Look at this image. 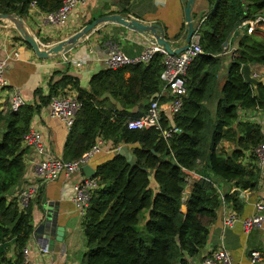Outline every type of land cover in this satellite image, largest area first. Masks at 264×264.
<instances>
[{
    "label": "trees",
    "instance_id": "16d2710c",
    "mask_svg": "<svg viewBox=\"0 0 264 264\" xmlns=\"http://www.w3.org/2000/svg\"><path fill=\"white\" fill-rule=\"evenodd\" d=\"M118 1L123 6L130 0ZM206 1L211 9L197 26L201 51L186 66L180 107L170 117L161 115L162 126L178 130L167 139L151 127L126 126L127 120L144 113L150 100L168 99L161 92L163 57L158 52L146 63L102 68L89 77L86 87L63 73L48 81L45 95L34 90L39 104L0 110V264L23 262L21 250L32 226L31 201L20 208L15 197L24 156L31 153L22 144V135L39 105L48 106L52 96L75 92L80 103L62 160L79 157L98 138L110 150L127 145L135 159L129 163L112 154L95 166L92 177L97 187L81 221L85 239L81 264H193L222 205L218 183L228 184L230 190L221 197L233 211L241 206L240 191L255 192L258 170L252 151L264 131L254 116H239L243 110L264 111V83L252 85L239 70L241 65H248L251 72L255 66L264 67V0ZM31 4L48 12L60 0H0V12L25 17ZM118 13L127 15L124 9ZM246 20L254 21L249 33L246 24L241 26ZM220 71L222 83L214 92ZM213 97L211 110L206 103ZM223 141L233 147L223 150ZM188 172L196 175L190 181ZM38 192L36 188L35 199ZM10 245L12 258L6 255ZM261 254L264 259V250Z\"/></svg>",
    "mask_w": 264,
    "mask_h": 264
},
{
    "label": "crops",
    "instance_id": "0c3cea01",
    "mask_svg": "<svg viewBox=\"0 0 264 264\" xmlns=\"http://www.w3.org/2000/svg\"><path fill=\"white\" fill-rule=\"evenodd\" d=\"M184 2L185 0H130L127 5L122 6L118 0H85L83 5L74 8L66 24L61 27L47 23L44 20V12L34 5L29 6L23 18L34 31L37 40L46 45L51 40H57L59 36L65 37L77 30L90 15L96 17L124 9L129 16L159 25L167 41L172 46H177L180 43L184 29ZM210 9L211 6L206 0H193L191 17L194 26L199 19L203 20ZM201 12V17L198 18ZM147 43L142 36L133 31L119 25L104 24L101 28L89 32L77 46L64 55V58L38 59L30 48L18 38L14 30L0 27V56L9 58L4 71L8 85L5 88H0V110L5 109L11 88L18 89L27 104H39L37 96L34 95V90L38 89L42 95H45L49 80H56L64 73L76 77L79 85L86 87L89 77L103 68L101 58L111 47H117L128 56H135L141 51L142 45ZM232 48H228L223 56H227ZM14 52L17 54L16 58L12 56ZM74 62H79V64L76 65ZM260 68L264 69V67ZM260 76L264 77V72ZM222 77L223 72L220 71L215 82L214 92L219 90ZM161 90H163V87ZM161 92L166 98L167 95L164 91ZM214 98L207 103L204 102L211 110L213 109ZM168 101L169 98L167 101L160 103L162 111L165 110ZM47 113L48 106L39 105L29 125L34 126L41 132L46 151L54 157L62 158L68 131L61 121L50 118ZM252 116L261 119L264 125V111L243 110L240 112L239 117L250 119ZM122 145L126 146L127 151L130 153L125 144H119L117 147ZM232 145L229 141L221 143L223 150L231 149ZM113 150H110L105 141H102L100 150L94 153L87 163L95 169L96 165L112 156ZM24 165V174L18 187L32 185L37 186L39 189L38 197L35 199V196H33L30 200L32 231L26 242L28 246L27 259L38 262V264H81L80 257L85 250V239L81 226L83 217L76 214L68 196L70 192L69 185L84 176L83 172L68 176L60 175L54 180L40 183L36 174V159L32 152L25 154ZM188 175V181L196 176L193 172H188ZM218 185L220 196L225 191L230 190L228 184L219 182ZM189 188L190 183L184 189L185 194ZM253 196L254 192L248 190L239 192L238 198L241 206L239 210H234L239 218L250 213ZM228 208L230 207L226 205L225 209H222V206L218 208L215 220L209 225L206 242L198 254L192 258V263L201 264L202 256L210 248L223 246L229 253L231 261L235 264H264L263 257H261L262 260L256 263H251L248 258L250 250H257L260 256L262 255L261 252L264 250V220L260 228H254L244 234L239 222H235L231 227L222 226L221 218ZM44 209L51 210L53 217L56 218V225L63 227V235L61 242L53 241L51 249L47 253H40L36 236L41 230L40 222ZM35 228L38 232L34 231ZM52 237L53 234L49 236V238ZM6 255L7 257H13L12 245H10Z\"/></svg>",
    "mask_w": 264,
    "mask_h": 264
},
{
    "label": "built area",
    "instance_id": "2783aa9c",
    "mask_svg": "<svg viewBox=\"0 0 264 264\" xmlns=\"http://www.w3.org/2000/svg\"><path fill=\"white\" fill-rule=\"evenodd\" d=\"M84 2L85 0H60V4L55 10L44 12V20L56 27L64 26L74 11V8L78 5H83ZM201 20L202 19H199L194 26L188 48L178 54L169 55L161 47L152 43H147L142 45L141 51L135 56H128L117 47H111L107 50L105 55L102 56L101 63L103 68H116L122 65H130L138 62L146 63L155 52L162 54V69L159 73V78L163 83L162 91H164L169 98L166 108L162 111L161 104L158 102L157 98L150 100L141 116L126 121L127 128L151 127L157 130L163 139H167L171 133L177 131V128L173 125L167 127L162 126L161 115L163 112L167 117H170L180 107L181 96L185 93L184 74L186 66L188 62L201 51L200 45L198 44L197 34V26ZM253 23V20H246L241 22V26L246 24V32L249 33L252 29ZM12 56L16 58L17 54L14 52ZM8 61L9 58L7 56H0V88H5L8 85L4 75ZM74 64L77 65L79 62H74ZM250 76L256 79L259 78V76L253 72H250ZM25 103V99L22 97L19 90L11 88L8 93V100L5 109L14 111ZM79 106L80 103L75 97V92H69L64 96L56 95L52 96L49 100L47 114L50 118H56L61 121L65 129L68 131L74 121ZM252 118L262 125L264 131L262 120L258 117ZM101 143L102 140L98 138L87 150L82 152L79 157L64 161L61 158L54 157L46 151L42 141L41 132L34 126L29 125L25 133L22 135V144L31 150L36 159V174L40 183L54 180L60 175L68 176L71 174H80L81 166L86 164L91 156L100 150ZM252 152L258 170V180L253 196L254 199L251 202L250 213L247 216L239 218L231 208H228L221 218L223 227H231L235 222H239L244 234H247L254 228H260L264 220V136L255 148H253ZM69 187L70 192L68 199L70 200L76 214L83 217L88 206L90 195L97 187V181L94 177L81 176L79 180L70 184ZM36 188L37 186L32 185L20 187L17 194H15L20 208H24L32 199ZM220 198L222 209H225L226 204L223 202L221 196ZM27 248L28 246L25 245L21 250L23 256L22 264H38V262L27 259ZM38 251L40 253L48 252L46 245L43 247L39 245ZM248 258L251 263H256L262 260L260 253L257 250H250ZM200 263L235 264L231 261L229 253L223 246L210 248L203 255Z\"/></svg>",
    "mask_w": 264,
    "mask_h": 264
},
{
    "label": "water",
    "instance_id": "95a60500",
    "mask_svg": "<svg viewBox=\"0 0 264 264\" xmlns=\"http://www.w3.org/2000/svg\"><path fill=\"white\" fill-rule=\"evenodd\" d=\"M193 0H185L183 6L184 29L181 35L180 43L172 46L164 37L162 28L156 23H147L139 18L129 15H122L118 12L102 14L94 17L89 22L82 24L77 30L67 36H59L57 40H51L48 44H41L35 37L34 31L27 24L25 19L16 12L2 13L0 12V27L12 29L17 36L30 48L34 56L38 59H52L55 57L64 58V55L72 48L77 46L82 39L91 31L103 26L104 24H114L133 31L144 38L148 43L161 47L167 54L175 55L188 48L190 37L194 30V24L191 17V7ZM202 12L199 14L201 17ZM226 42H222L225 47ZM240 73L243 79L252 85L256 83H264V77L253 78L250 76V68L248 65L240 66ZM125 111L130 112V108ZM178 132V130L176 131ZM113 155H122L129 163H134L135 159L132 154L127 151L126 146H119L112 151ZM81 171L85 177H92L94 168L88 163L81 166ZM150 181V175L147 176ZM41 230L36 236L37 243L45 246L47 250L51 249L53 241H62L63 227L56 225V218L53 217L51 210L44 209L42 212V220L40 222ZM53 234L52 238H49Z\"/></svg>",
    "mask_w": 264,
    "mask_h": 264
},
{
    "label": "rangeland",
    "instance_id": "374dc122",
    "mask_svg": "<svg viewBox=\"0 0 264 264\" xmlns=\"http://www.w3.org/2000/svg\"><path fill=\"white\" fill-rule=\"evenodd\" d=\"M104 26V25H103ZM102 27V26H101ZM101 27H99V28H101ZM231 47H233V46H230L229 48H231ZM252 71H253V73H255V74H257L258 76H260V74H262L263 72H264V69H261L260 67H254V68H252Z\"/></svg>",
    "mask_w": 264,
    "mask_h": 264
}]
</instances>
